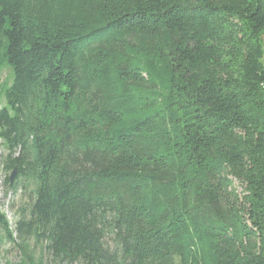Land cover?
Returning <instances> with one entry per match:
<instances>
[{"label":"trees","instance_id":"obj_1","mask_svg":"<svg viewBox=\"0 0 264 264\" xmlns=\"http://www.w3.org/2000/svg\"><path fill=\"white\" fill-rule=\"evenodd\" d=\"M3 69L14 264H264V0H0Z\"/></svg>","mask_w":264,"mask_h":264},{"label":"rangeland","instance_id":"obj_2","mask_svg":"<svg viewBox=\"0 0 264 264\" xmlns=\"http://www.w3.org/2000/svg\"><path fill=\"white\" fill-rule=\"evenodd\" d=\"M9 71L3 69L0 72V82L7 80ZM3 150L0 144V156ZM9 172L3 174L0 167V211L4 214L8 225L13 229L15 223L19 218L20 211L24 208V205L28 202V191H24L21 188L14 190H7L3 185V181ZM0 228V233L2 234ZM38 251V250H37ZM19 250L7 239H3L0 243V264H14L18 261Z\"/></svg>","mask_w":264,"mask_h":264},{"label":"water","instance_id":"obj_3","mask_svg":"<svg viewBox=\"0 0 264 264\" xmlns=\"http://www.w3.org/2000/svg\"><path fill=\"white\" fill-rule=\"evenodd\" d=\"M13 177H14V171L12 172V174H11V176H10V182H12Z\"/></svg>","mask_w":264,"mask_h":264}]
</instances>
